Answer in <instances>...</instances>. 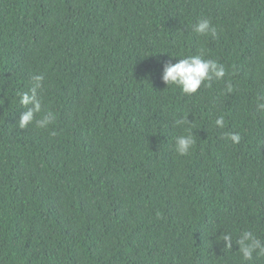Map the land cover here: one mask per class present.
<instances>
[{
	"label": "trees",
	"instance_id": "trees-1",
	"mask_svg": "<svg viewBox=\"0 0 264 264\" xmlns=\"http://www.w3.org/2000/svg\"><path fill=\"white\" fill-rule=\"evenodd\" d=\"M194 55L225 76L162 81ZM39 74L55 119L21 129ZM262 95L264 0H0V264H264Z\"/></svg>",
	"mask_w": 264,
	"mask_h": 264
},
{
	"label": "clouds",
	"instance_id": "clouds-1",
	"mask_svg": "<svg viewBox=\"0 0 264 264\" xmlns=\"http://www.w3.org/2000/svg\"><path fill=\"white\" fill-rule=\"evenodd\" d=\"M196 33L201 35L211 34L216 35V29L210 25L208 19L199 20L193 27ZM225 76V68L216 61L203 59L200 55L188 56L179 59L174 64H167L163 69L162 81L166 85H176L184 94H194L205 81H211L213 78L219 80ZM45 77L43 74L34 75L32 77L33 85L29 91L18 93L19 103L25 107L18 119V124L21 129L27 127L35 120V124L40 128H46L54 119L55 115L48 112L42 119L36 120V114L41 112V100L38 97L37 90L42 87V82ZM230 90V89H229ZM31 105V107H28ZM256 111L264 114V95L258 97L256 103ZM186 121V117L177 120V124H182ZM215 124L223 127V117L218 118ZM227 139L233 144L239 143L241 137L239 133H228ZM195 140L192 135H181L175 140V150L179 155H188L193 148ZM225 248L229 249L233 243L231 234L223 236ZM238 245V250L244 261H251L253 254L264 256V243L253 234L251 231H243L235 242Z\"/></svg>",
	"mask_w": 264,
	"mask_h": 264
}]
</instances>
